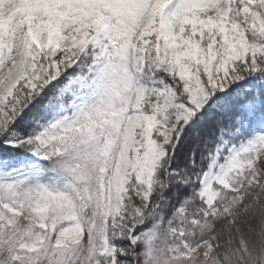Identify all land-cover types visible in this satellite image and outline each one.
Wrapping results in <instances>:
<instances>
[{"label": "snow or ice", "instance_id": "6c2138e0", "mask_svg": "<svg viewBox=\"0 0 264 264\" xmlns=\"http://www.w3.org/2000/svg\"><path fill=\"white\" fill-rule=\"evenodd\" d=\"M0 264H264V0H0Z\"/></svg>", "mask_w": 264, "mask_h": 264}]
</instances>
